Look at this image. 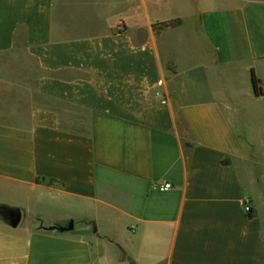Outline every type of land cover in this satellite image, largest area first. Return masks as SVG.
Returning <instances> with one entry per match:
<instances>
[{"label":"crops","instance_id":"crops-1","mask_svg":"<svg viewBox=\"0 0 264 264\" xmlns=\"http://www.w3.org/2000/svg\"><path fill=\"white\" fill-rule=\"evenodd\" d=\"M253 74L264 0H0V264H264Z\"/></svg>","mask_w":264,"mask_h":264},{"label":"trees","instance_id":"trees-1","mask_svg":"<svg viewBox=\"0 0 264 264\" xmlns=\"http://www.w3.org/2000/svg\"><path fill=\"white\" fill-rule=\"evenodd\" d=\"M179 21H180L179 19H177V20H169V21L164 22L163 24L166 25V26H168V25H174L176 22H179ZM252 80H253L255 94L257 96L264 95V91L260 87V84L262 83V80L261 79H258L254 74H253Z\"/></svg>","mask_w":264,"mask_h":264},{"label":"built area","instance_id":"built-area-1","mask_svg":"<svg viewBox=\"0 0 264 264\" xmlns=\"http://www.w3.org/2000/svg\"><path fill=\"white\" fill-rule=\"evenodd\" d=\"M171 187H172V184L171 183L165 182L164 184H162L160 186V190H167V189H169ZM245 210L247 212H250L251 211V206L249 205V199H246V201H245Z\"/></svg>","mask_w":264,"mask_h":264},{"label":"water","instance_id":"water-1","mask_svg":"<svg viewBox=\"0 0 264 264\" xmlns=\"http://www.w3.org/2000/svg\"><path fill=\"white\" fill-rule=\"evenodd\" d=\"M21 219V213L18 211L16 214H14V225H18V223L20 222Z\"/></svg>","mask_w":264,"mask_h":264}]
</instances>
